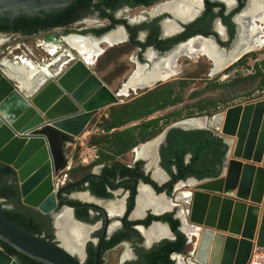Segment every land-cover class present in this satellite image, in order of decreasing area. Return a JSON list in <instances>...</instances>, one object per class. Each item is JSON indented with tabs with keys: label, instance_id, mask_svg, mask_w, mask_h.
I'll return each instance as SVG.
<instances>
[{
	"label": "flooded vegetation",
	"instance_id": "af4514ba",
	"mask_svg": "<svg viewBox=\"0 0 264 264\" xmlns=\"http://www.w3.org/2000/svg\"><path fill=\"white\" fill-rule=\"evenodd\" d=\"M83 1L86 6L64 27L32 34L0 32V44L43 37L34 46L47 54L39 56L37 62L30 57L13 56L0 64V69L6 68L12 75L10 78L25 88L29 85L27 79H32L35 73L52 77L77 57L92 67L113 55L117 62L112 65V77L116 81L113 93L125 91L127 95L126 92L146 93L159 87L158 84L168 80L164 77L170 67L175 66L170 78L175 77L184 59H203L206 71L212 76L242 67L244 61L256 55L257 49L264 48V22L259 21L264 16V4L255 6L254 0H148L145 4L133 5L114 0L107 8L100 6L98 0ZM44 33L47 35L43 36ZM62 42L64 48L59 45ZM189 51H193L191 56ZM86 57L91 64L86 62ZM215 61L227 64L223 67ZM260 62L264 60L256 63L258 68ZM152 82L155 83L149 86ZM37 85L38 82L34 88ZM150 119L154 118L150 115L145 120ZM172 130L215 137L209 128ZM170 131L163 140L152 143V146L157 144L155 154L151 145H146L156 138L152 137L131 148L129 160L124 157L129 151L114 153L99 148L89 162L78 161V154L73 152L64 153V167L52 177L54 204L49 213L26 208L17 199L24 216L33 214L34 235L58 246L78 264H145V254L164 242L175 240L164 217L175 220V231L184 233L178 221L179 211L170 209L175 195L184 194L181 188L186 183L193 186V181L211 178L208 175L178 177L174 157L167 158L173 153L168 143ZM212 158L207 152L206 159ZM190 160L191 153L187 152L181 162L186 165ZM168 161L171 165L167 169ZM2 182L16 185L14 177ZM1 205L3 209L13 210L16 204L1 200ZM169 209L168 214H163ZM181 254L185 255L171 254V264L184 261L185 258L179 259Z\"/></svg>",
	"mask_w": 264,
	"mask_h": 264
},
{
	"label": "water",
	"instance_id": "95a60500",
	"mask_svg": "<svg viewBox=\"0 0 264 264\" xmlns=\"http://www.w3.org/2000/svg\"><path fill=\"white\" fill-rule=\"evenodd\" d=\"M74 1L0 0V18L14 22L19 17H41ZM35 76L43 78L38 86L32 89L36 79L30 78L29 85L19 89L10 81L9 71L0 69V165L13 172L20 204L47 214L54 204L52 177L64 167L66 144L99 110L118 100L117 93L78 57L52 77L41 72ZM219 115L221 120L208 127L225 150L217 175L193 181L188 195H175L170 207L179 211L182 229L190 231L182 233L186 244L193 232L197 234L192 237L196 245L183 256L182 264H248L256 247L264 200V98L230 107L215 117ZM200 118L206 117L175 122L146 145L155 154L157 144L152 143L172 129L204 131L187 126ZM2 209L0 200V243L40 264H78L58 246L12 224ZM0 264L18 263L0 247Z\"/></svg>",
	"mask_w": 264,
	"mask_h": 264
},
{
	"label": "rangeland",
	"instance_id": "374dc122",
	"mask_svg": "<svg viewBox=\"0 0 264 264\" xmlns=\"http://www.w3.org/2000/svg\"><path fill=\"white\" fill-rule=\"evenodd\" d=\"M129 17V13L126 14ZM47 35V33H44ZM2 35H0V41ZM43 40V37L36 36L32 39H20L16 41H5L0 44V64L10 61L13 56L30 57L37 62L39 56L44 57L46 52H42L34 45L36 42ZM64 48V43L59 44ZM1 51L3 54L1 55ZM29 53H32L30 55ZM256 55L249 60L244 61L242 67H235L231 71H220L210 76L206 71L203 59H184L181 67H177V75L169 78L165 83L158 84L159 87L150 92L142 93L137 91L135 94L127 93V95L118 98V102L114 105L99 110L90 120L82 133L74 138V142L67 143L64 153L66 155L73 152L78 154L79 160L90 161L96 150L100 147L90 144L92 137H100L104 135L101 132L102 127L109 121L111 113L122 111L123 114L130 112V107L143 97H148L152 92L167 94L172 98H176V102L169 104L161 110L151 114V117L157 119V130H153L154 137H157L161 131L167 126L182 121L186 118H195L198 116L213 117L214 115L224 113L230 107L244 105L264 98V62H260L261 66L257 67V62L264 60V48L257 49ZM47 56V54H46ZM181 60V59H180ZM180 60L178 63H180ZM257 62H255V61ZM117 62L114 56L105 58L102 63H96L90 67V70L98 77L104 86L111 92H115L116 81H113V67ZM124 63H127L125 60ZM248 63V66L247 64ZM235 70H239L235 72ZM12 84L22 89L20 82L10 78ZM263 82V83H262ZM262 85V86H261ZM261 86V87H260ZM147 117V116H146ZM143 117L139 120L128 122L118 129H112L111 132L122 131L129 127L138 126L146 119ZM153 137V138H154ZM70 144H72L70 146ZM133 148V147H132ZM125 155V160L131 158V149ZM192 186L181 188L182 193H189ZM264 200L262 203V211ZM193 248V238L186 244L185 254ZM260 252V251H258ZM256 251V253H258ZM181 254L180 260H183Z\"/></svg>",
	"mask_w": 264,
	"mask_h": 264
},
{
	"label": "trees",
	"instance_id": "16d2710c",
	"mask_svg": "<svg viewBox=\"0 0 264 264\" xmlns=\"http://www.w3.org/2000/svg\"><path fill=\"white\" fill-rule=\"evenodd\" d=\"M121 1H124L128 5H133L136 3L145 4L148 0ZM98 2L100 6L107 8L113 5L114 0H98ZM85 6L86 3L83 0H75L64 9L42 14L41 17L16 18L13 25H9L10 20L8 18L2 17L0 18V32L11 30L21 31L24 34H32L37 31L46 32L56 27H64L70 20L77 16L79 9ZM174 102H176V98H172L169 93L161 94L152 92L148 97H143L133 104L130 107L129 113L123 114L122 111L111 113L109 121L101 129L104 135L98 138L92 137L90 144L114 153H125L136 144L154 137L158 120H145L138 126L129 127L122 131H115L114 133L111 130L118 129L128 122H133L146 116L148 117ZM168 136V143L172 147L173 153L167 158L174 157L177 163L179 178H184L189 175L196 178H203L205 175H208L212 178L217 175L216 168L213 165H220L224 154V146L219 138L204 136L200 132L183 133L177 130H171ZM187 152L191 153V160L185 165L182 164L181 160ZM207 152L212 154V160L206 159ZM170 165L169 161L166 162L165 168L168 169ZM207 168L210 169L208 172L207 170L205 171ZM10 177H14L13 172L8 167L0 165V200H4L6 203L14 202L16 204L13 210L2 209V212L5 218L12 224L24 232L34 235V231L31 228L33 214L30 213L26 217L19 209L16 185L8 186L2 182ZM163 220L169 223L170 229L175 234V240L172 242H164L145 254L143 256V262L145 264H171L169 259L171 254L185 253V239L175 231L177 222L169 216L164 217ZM0 247L5 253L14 257L18 264H40L16 253L5 244L0 243ZM256 247L257 250L264 249V207L256 237Z\"/></svg>",
	"mask_w": 264,
	"mask_h": 264
},
{
	"label": "bare ground",
	"instance_id": "6f19581e",
	"mask_svg": "<svg viewBox=\"0 0 264 264\" xmlns=\"http://www.w3.org/2000/svg\"><path fill=\"white\" fill-rule=\"evenodd\" d=\"M254 2V4H255V6L257 5V6H259V5H262V4H264V1L263 0H254L253 1ZM259 21L261 22V23H263L264 22V16L263 17H260L259 18ZM262 44L263 43H261L259 46H258V48H260L261 46H262ZM98 51V50H97ZM98 53H99V51H98ZM172 53H170V55H171ZM193 54V51H189V53H188V56H191ZM98 55H100V54H98ZM170 56L168 55V60H167V63H168V65H169V60H170V58H169ZM85 60H86V62L88 63V64H91V60H89V57H86L85 58ZM215 63H216V65L218 64V63H222V61H215ZM223 64V67L227 64V63H222ZM87 65V64H86ZM87 66H89V65H87ZM90 67V66H89ZM175 67V66H174ZM174 67H170V71H169V73L164 77L165 79H169L170 77H172V75L174 74ZM219 67L220 66H218L216 69H218L219 70ZM47 72V71H46ZM41 73H43V72H41ZM50 73V72H49ZM215 73V72H214ZM43 75L46 77V78H48V76L45 74V73H43ZM157 76V75H156ZM36 79V80H35ZM32 80H35L34 82L32 81L31 82V85H32V89L34 88V85L38 82V84L43 80V78H40V80H38L37 78H36V76H34V77H32ZM38 86V85H37ZM152 86V85H151ZM117 93V95H116V97H117V99L118 98H120V97H123V95H125V91H123V92H121V91H119V92H116ZM126 94H127V92H126ZM221 115H219V116H217V117H215V118H212L213 120H210V119H208V118H200V119H198V120H195V121H188L187 122V126L188 127H199V128H208L209 127V125H212V123L215 121V120H217V119H219V120H221ZM154 143H156V142H154ZM188 195V193H186V194H183V196H187ZM184 230V232H190L189 231V229H187V228H185V229H183ZM191 232H193V231H191ZM197 237V234H196V232H193L191 235H190V237L192 238V237ZM194 245V247H195V243L193 244ZM180 259V258H179ZM252 261H254L253 259H251V262ZM178 264H182V262L181 261H178Z\"/></svg>",
	"mask_w": 264,
	"mask_h": 264
},
{
	"label": "crops",
	"instance_id": "0c3cea01",
	"mask_svg": "<svg viewBox=\"0 0 264 264\" xmlns=\"http://www.w3.org/2000/svg\"><path fill=\"white\" fill-rule=\"evenodd\" d=\"M261 210H262V205H261ZM256 251H260L258 253H256ZM254 253L255 255L257 256V261L260 263V264H264V249H259V250H256Z\"/></svg>",
	"mask_w": 264,
	"mask_h": 264
},
{
	"label": "built area",
	"instance_id": "2783aa9c",
	"mask_svg": "<svg viewBox=\"0 0 264 264\" xmlns=\"http://www.w3.org/2000/svg\"><path fill=\"white\" fill-rule=\"evenodd\" d=\"M44 43L42 42L41 45H43ZM40 45V44H39ZM40 45V46H41ZM257 250V247H255L254 249V252ZM253 252L250 260H249V263L248 264H260L258 261H257V256L255 255V253ZM251 259H253L254 261L251 262Z\"/></svg>",
	"mask_w": 264,
	"mask_h": 264
}]
</instances>
